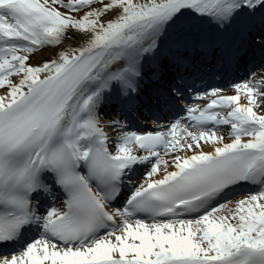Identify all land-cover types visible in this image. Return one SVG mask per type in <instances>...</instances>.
Here are the masks:
<instances>
[{
    "label": "snow or ice",
    "instance_id": "1",
    "mask_svg": "<svg viewBox=\"0 0 264 264\" xmlns=\"http://www.w3.org/2000/svg\"><path fill=\"white\" fill-rule=\"evenodd\" d=\"M0 264H264V0H0Z\"/></svg>",
    "mask_w": 264,
    "mask_h": 264
},
{
    "label": "bare ground",
    "instance_id": "2",
    "mask_svg": "<svg viewBox=\"0 0 264 264\" xmlns=\"http://www.w3.org/2000/svg\"><path fill=\"white\" fill-rule=\"evenodd\" d=\"M46 55H47V53H38L36 58L37 59H43L46 57Z\"/></svg>",
    "mask_w": 264,
    "mask_h": 264
}]
</instances>
